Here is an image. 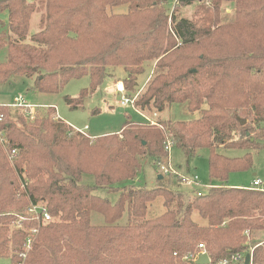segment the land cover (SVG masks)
I'll use <instances>...</instances> for the list:
<instances>
[{
  "label": "trees",
  "instance_id": "16d2710c",
  "mask_svg": "<svg viewBox=\"0 0 264 264\" xmlns=\"http://www.w3.org/2000/svg\"><path fill=\"white\" fill-rule=\"evenodd\" d=\"M171 1L0 0L15 37L0 33V49L7 52L0 84L20 75L50 95L87 76L89 86L78 98L65 97L77 107L103 83L108 67L128 72L121 82L133 98L128 92L143 64L157 61L134 108L151 113L184 104L200 113L188 122L127 120L119 133L91 145L89 137L53 120L54 108L30 121L0 107V132L17 151L9 163L0 146V227L13 225L0 239V254L10 249V264H193L184 258L198 252L197 244L216 262L244 249V232L254 237L264 231V192L224 185L231 173L252 166L251 155L218 153L264 143V0H233L229 23L221 14L224 0H210V8L206 0H175L169 16ZM123 4L127 14H106L107 7ZM186 6L196 7L198 21L177 17L176 9ZM40 9V30L28 38L30 17ZM167 143L188 155L207 149L209 178L220 185L202 197L163 177L151 188L126 186L142 159L164 161ZM86 176L94 185L83 183ZM95 188L116 193V201L95 195ZM159 198L164 211L147 218ZM32 206L52 220L29 214ZM92 213L102 216V225H91ZM253 264H264V245L255 249Z\"/></svg>",
  "mask_w": 264,
  "mask_h": 264
},
{
  "label": "rangeland",
  "instance_id": "374dc122",
  "mask_svg": "<svg viewBox=\"0 0 264 264\" xmlns=\"http://www.w3.org/2000/svg\"><path fill=\"white\" fill-rule=\"evenodd\" d=\"M27 2H32L33 0H26ZM175 0L168 4V15L171 16L174 12L176 6ZM206 6L211 7V1L206 0ZM43 10H39L30 17L29 22V33L28 38L37 33L40 30V19ZM128 6L126 4L107 7L106 14L110 15H125L127 14ZM221 14L223 17V23H229L233 20V0H224L221 5ZM178 12V18H188L192 21H198L200 14L196 11V7H178L176 13ZM225 19V20H224ZM168 25H170V19L168 20ZM0 33L4 34L5 40L14 39L15 37L9 33L7 14L5 12L0 13ZM25 39L24 43H28L29 39ZM7 52L5 48L0 49V63L6 62ZM157 61L146 62L143 64V73L137 76L136 87L128 92L130 96H134L143 92L146 84L150 80L154 66ZM128 78V72L122 67H108L106 68V75L103 83L89 96H87L82 101L81 106L71 107L66 101L65 97L71 99L78 98L80 92L83 89L88 88L89 78L84 76L79 79H73L68 81L63 85L60 90L55 94H43L36 92L33 88V78H26L24 76H14L8 82L0 84V106L11 104L14 98L21 96L26 102L32 105L45 106L46 108H54V114L52 115L53 120L56 119V113L59 118L68 124L71 128L84 129L86 134L90 139V144H93V139L98 137H104L108 135H113L119 133L120 129L123 127L127 120L133 122H146L145 124L151 125L150 121L158 123L163 122H177L184 121L188 122L192 119L199 117L200 113L188 112L184 104H171L166 106L163 111H154L151 113L142 112L139 109L132 108L130 105L121 106L119 105L120 95L114 91V86L117 82H123V80ZM136 97V98H137ZM39 109L36 114L45 115L48 109ZM99 110L98 112H94ZM56 111V113H55ZM129 117V119H128ZM147 119V120H146ZM149 119V121H148ZM17 124V123H15ZM17 126H20L17 124ZM264 127V123L261 124ZM72 132H76L72 129ZM84 137H87L83 135ZM261 144V148H252L250 150L246 149H218V153L229 157L238 158L249 153L252 158V166L240 172L231 173L228 180L224 183L226 187L229 188H244L248 189L254 180L260 182L258 189L264 192V143L263 141H257ZM4 156L10 163L8 158V153L3 150ZM169 157L170 165L176 169L178 172L185 175H197L202 186H212L218 187L220 184L216 181H212L208 175V150L207 149H196L192 154L188 155L183 149L179 147H171L170 151L167 153ZM165 158L163 162H166L168 158ZM142 169L138 173L135 179L126 182V186L133 187H147L151 188L154 186L155 181L159 175H161L158 164L152 158H145L141 160ZM165 182L173 181L164 177ZM83 183L87 185H94V180L91 176L84 177ZM118 186H121L119 184ZM20 186V190H22ZM19 190V191H20ZM211 189H208V192ZM93 193L99 197L106 198L111 203H114L117 198L116 193H108L106 189L95 188ZM19 195V192H18ZM17 195V196H18ZM164 211L162 206V200L159 198L154 203H152L147 209V218H154L159 216ZM29 213V211H28ZM34 215L32 213H29ZM126 220V213L123 214L122 218L117 222L122 225ZM91 225H102L103 218L98 213H92L90 216ZM20 226V225H18ZM9 227L11 231L13 230V225L5 226ZM254 236L258 238L261 234ZM199 244H197L198 246ZM8 256H0V264H10L9 256L10 249L6 250L5 253ZM3 254V252H1ZM175 256V255H174Z\"/></svg>",
  "mask_w": 264,
  "mask_h": 264
},
{
  "label": "built area",
  "instance_id": "2783aa9c",
  "mask_svg": "<svg viewBox=\"0 0 264 264\" xmlns=\"http://www.w3.org/2000/svg\"><path fill=\"white\" fill-rule=\"evenodd\" d=\"M114 91L120 95L119 105H121V106L130 105L132 108L134 107V101H135L137 95H135L134 98H129L126 94L125 87H124L122 82H117V84L114 86ZM0 107H7L11 110H16V111L18 110L22 114H24L30 121H32L34 119L38 109L46 108L45 106H38V105L29 104L21 96L14 98V100L11 104L3 105ZM55 113H56V111H55ZM56 119H60L59 116L57 115V113H56ZM2 120H3V115L0 114V122H2ZM148 121H149V119H148ZM150 123H151V125H156V123H154L153 121H150ZM72 129L75 132L80 133V134L88 137V134H86V132H85L87 127H85L84 129H76V128L72 127ZM0 146L3 150L7 151L9 159H13L16 156L17 151L15 149L11 150L8 148V140L5 138L4 134L1 132H0ZM170 148H171V143H167L165 146V150L167 151V153H168V151H170ZM167 158L168 159L166 162H158L157 163L158 164L157 166L159 167L161 176L163 178L166 177V178H169L170 180L173 179V181L180 188L187 190L189 192H192V194L196 197H202L208 193V189L214 188L212 186H207V187L202 186V183L200 182L198 176L195 174L194 175H185V174L178 172L176 169H174L170 165L169 157H167ZM259 186H260V182L258 180H254L251 184V187L255 188L256 190H260V189H258ZM38 212L41 213L42 222H50L52 220L50 215L44 209L38 208L36 206L35 207L32 206L29 209V213H32V214L37 215ZM244 235L246 236V240L244 242V245H243L244 249L242 251L235 252V253L229 255L228 257L221 259V260H218L216 262H212L210 256L207 254L209 257V264H253L255 249L264 245V231L261 232V234L258 238L252 237L250 234H248V232H244ZM30 243H31V239L28 238L26 241V248L27 249L29 248ZM197 249H198V252L194 256L190 255L189 257H185L184 259L185 260H192L191 263H194L201 253H206L203 244H199L197 246ZM174 255H176V254H174ZM247 255L249 256V260L246 263V256ZM21 256L24 257V254H22Z\"/></svg>",
  "mask_w": 264,
  "mask_h": 264
},
{
  "label": "water",
  "instance_id": "95a60500",
  "mask_svg": "<svg viewBox=\"0 0 264 264\" xmlns=\"http://www.w3.org/2000/svg\"><path fill=\"white\" fill-rule=\"evenodd\" d=\"M158 180H161L162 179V176L159 175L157 177ZM249 260V256L247 255L246 256V263L248 262ZM193 264H209V257L207 255V253H201L199 255V257L197 258V260L193 263Z\"/></svg>",
  "mask_w": 264,
  "mask_h": 264
},
{
  "label": "crops",
  "instance_id": "0c3cea01",
  "mask_svg": "<svg viewBox=\"0 0 264 264\" xmlns=\"http://www.w3.org/2000/svg\"><path fill=\"white\" fill-rule=\"evenodd\" d=\"M10 234H11V229L9 227H0V239L2 237L8 238L10 236ZM0 256L7 257L8 256V252L6 254L5 251H4L3 254L2 253L0 254Z\"/></svg>",
  "mask_w": 264,
  "mask_h": 264
}]
</instances>
